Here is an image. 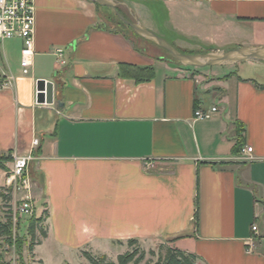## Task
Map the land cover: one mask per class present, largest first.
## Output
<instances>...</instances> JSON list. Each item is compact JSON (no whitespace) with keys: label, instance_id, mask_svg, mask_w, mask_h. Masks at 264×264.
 Segmentation results:
<instances>
[{"label":"crops","instance_id":"crops-1","mask_svg":"<svg viewBox=\"0 0 264 264\" xmlns=\"http://www.w3.org/2000/svg\"><path fill=\"white\" fill-rule=\"evenodd\" d=\"M121 5L184 50L264 45V0ZM35 8L29 73L22 40H0V80L12 77L0 88V155L32 156L33 201L49 211L42 242L100 250L137 239L167 242L197 264H264V87L239 70L203 81L152 41L105 27V8L90 0ZM39 79L54 82L53 103H38ZM213 106L210 118L195 116ZM240 122L250 160L240 158Z\"/></svg>","mask_w":264,"mask_h":264},{"label":"rangeland","instance_id":"rangeland-1","mask_svg":"<svg viewBox=\"0 0 264 264\" xmlns=\"http://www.w3.org/2000/svg\"><path fill=\"white\" fill-rule=\"evenodd\" d=\"M117 1L120 2L119 8L122 9L121 0H117ZM104 16H105L104 19L105 27H108L109 29L114 31H118V30L125 31L130 37L134 38L135 40H138V42L142 41L141 38L143 37L138 36L122 20L121 22L119 20L120 18L115 13H112L110 9H105ZM126 17L128 19L134 20L130 15V13L129 16ZM155 33H157L160 36L163 35L162 37L164 36L167 37L166 39H171L169 34L170 32L158 26L155 30ZM157 48L161 54L165 55L168 59H171L176 62V60L168 53V51L161 48L160 46H158ZM232 48L233 46L223 49H232ZM191 50L196 51L197 53H204L210 51L209 48L206 47H203L201 49H191ZM191 50L187 49L186 51H191ZM238 70L243 75H247V77L257 80L255 78L256 75L264 74V63L243 61L235 65L213 66V67L207 66L204 68H199L197 71L202 72L200 78L201 80L203 81L207 80L206 82H210L211 76L209 75L226 76L232 73H238ZM11 190H12L11 192L8 190V186L6 183V174L3 175V172L0 170V192L5 195L11 193V199L8 201L3 200V198L0 196L1 217H4L6 214H10V211L14 213L20 204L22 196L25 193L23 192V190L21 191L15 188H12ZM32 199L34 198L32 197ZM34 204L36 207L37 216L39 217L41 216V209H42L41 199H36ZM31 217L32 216L30 215H26V214L20 215L19 213H17L16 220H14V235L12 239L4 240L0 238V264H91L88 261V259L84 256V251H89L97 255L106 254L109 257V259L117 261V256L119 255L117 254V252L126 249L125 251H122V253H124L130 249L128 245L125 248L115 246L112 248L104 247L101 248L100 250L93 249L92 247L91 248L85 247L82 249L74 248V247L65 248V247L55 246L52 241L46 240L43 241L41 244L36 245L34 251L30 252L29 244L33 238L28 229V223ZM43 226L44 227L46 226L45 223ZM34 239L35 240L43 239L39 229L36 231V236L34 237ZM140 246L144 247L147 251L146 259L141 264H144L147 260L157 259L156 256H153L149 252L151 250L158 252L160 242H147L145 244H141Z\"/></svg>","mask_w":264,"mask_h":264},{"label":"built area","instance_id":"built-area-1","mask_svg":"<svg viewBox=\"0 0 264 264\" xmlns=\"http://www.w3.org/2000/svg\"><path fill=\"white\" fill-rule=\"evenodd\" d=\"M35 25V0H0V40L15 37L22 40L23 48L20 63L25 74L29 73L35 54ZM55 52L59 61L66 63L64 50L57 48ZM11 84L12 77L10 76L0 80V88ZM216 111H218L217 106H213L209 110L199 108L196 110L195 116L200 119L210 118ZM34 143L37 145L38 139H35ZM252 153L253 147L245 145L241 148L240 158L250 160ZM31 159V155L14 156L12 166L5 173L8 188L12 187L25 192L18 208L13 213L14 220H16L17 213L33 216L36 212L31 195L32 180L29 174V162ZM252 229L255 234L259 231L257 224H254Z\"/></svg>","mask_w":264,"mask_h":264},{"label":"trees","instance_id":"trees-1","mask_svg":"<svg viewBox=\"0 0 264 264\" xmlns=\"http://www.w3.org/2000/svg\"><path fill=\"white\" fill-rule=\"evenodd\" d=\"M97 6L99 8L110 9V11L112 13H114L111 10V8H109V7L102 6L99 4H97ZM119 10L125 16H127L122 9L119 8ZM119 20L121 21V19H119ZM129 28H131V27H129ZM118 31H120V30H118ZM177 48L183 52H186V53H197L196 51H193V50L186 51V50L181 49L179 47H177ZM176 62L178 64H180L181 66L188 68V69H195V70L199 69L198 67L184 66L177 60H176ZM241 79H243V78H241ZM246 80L253 81L257 87H260V88L264 87L263 84L257 82L255 79H246ZM239 124L240 125L237 126V135H238V139H239L237 146H238V150H241V148L243 147V145L245 143L244 134L246 132V126H245V124H243L241 122ZM9 161H13V157L11 155H0V169H3L5 171L8 170L6 163ZM11 189L12 188H8V190L10 192L12 191ZM0 196L5 201H8L11 199V193H9L8 195H5V194L0 192ZM48 216H49V211L45 210L41 216L37 217L36 215H33L31 217V219L28 223V229H29L30 234L33 238L29 244L30 252L34 251V248L36 245L42 243V240H35L34 239V237L36 236V231L38 229L40 230L42 237L45 238L47 236V230L43 225H44V222L46 221V219L48 218ZM13 235H14V217H13V212L10 211V214H6L4 217L0 216V238L4 239V240H10V239H12ZM127 244H128L130 249L124 253H120L117 256V261L109 259V257L106 254L97 255V254H93L92 252H89V251H84V256L88 259V261L91 264H141L143 261H145L146 256H147V251L144 247L140 246L141 244H140L139 240L129 239L127 241ZM149 253L152 254L153 256H156L157 259L156 260H147L144 264H197L196 255H194L192 253L184 252V251L170 245L167 242H160L158 252L151 250Z\"/></svg>","mask_w":264,"mask_h":264},{"label":"water","instance_id":"water-1","mask_svg":"<svg viewBox=\"0 0 264 264\" xmlns=\"http://www.w3.org/2000/svg\"><path fill=\"white\" fill-rule=\"evenodd\" d=\"M111 10L139 36L152 41L184 66L204 68L207 66L235 65L243 61L264 63V45L240 46L232 49H216L204 53H186L178 49L164 37L158 35L146 27L139 19H128L120 10V2L117 0H90ZM38 103L54 102V82L46 79H39L37 82Z\"/></svg>","mask_w":264,"mask_h":264}]
</instances>
